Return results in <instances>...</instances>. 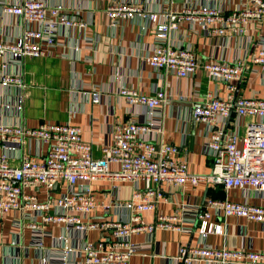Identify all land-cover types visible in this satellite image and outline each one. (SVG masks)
<instances>
[{
  "label": "crops",
  "instance_id": "1",
  "mask_svg": "<svg viewBox=\"0 0 264 264\" xmlns=\"http://www.w3.org/2000/svg\"><path fill=\"white\" fill-rule=\"evenodd\" d=\"M22 0H0V39H14L28 26H38L37 22L24 19L20 15L4 10L5 3ZM148 9L167 7L169 11H181L190 5L211 3L224 10V14L245 4L246 0H124ZM48 5L61 4L64 12L86 22L84 27L61 26L57 43L41 56H27L24 63H11L5 72L23 74V88L16 85L4 86L0 83V125L23 124L38 127L43 123L69 121L83 130L85 141L92 143L94 157L103 156L102 146L112 141L119 123L128 119L146 122L150 118L162 116V132L152 129L145 138L155 142L173 143L180 147L174 157L186 159L188 168L194 173H209L213 167V156L206 142L214 130L224 133L234 130L244 132L249 117H240L235 110L227 124V119L218 121L213 127L197 121L193 115L194 105L208 100L212 95L227 97L230 91L223 80L209 77L203 67L185 77H180L169 69H156L145 61L152 49L157 20L147 21L138 17L122 19L117 26L110 25L106 8L110 0H45ZM146 24V27H144ZM202 27L188 18L182 19L179 27L172 31L170 41L177 46L194 49L202 60L245 61L243 77L235 82L234 101L237 97H264V71L252 62V54L264 41V18L250 20L245 32L218 33L214 26ZM1 66V58H0ZM0 70V79H1ZM123 86H131L152 95L164 87L167 98L156 111L145 104L129 103L120 93ZM99 90L101 99L92 101L91 91ZM22 99L23 103H20ZM21 105V107H20ZM30 143V144H29ZM20 149L3 147L0 153H7L12 164H19L23 152L43 158L47 146L37 138ZM118 164L112 162L111 169ZM141 188L152 186L147 181H139ZM92 187L98 200L111 201L117 197L128 199L135 185L131 181L97 180ZM165 199L156 210L145 211L143 218L151 223L160 214H181L177 219L187 229H157L153 233L140 232L131 236L133 242L143 243V249L132 256L131 264H186L176 257L180 245L208 243L232 249H252L264 251V223L246 217L219 214L214 209L210 220L221 224L223 233H209L201 238L198 231L199 215L211 198H229L250 203H264V195L238 187L225 188L222 184L200 182L193 185L162 184ZM64 184H57L52 194L64 191ZM26 193H34L40 200L46 199L48 190L44 186L26 187ZM58 208H53V211ZM113 216L121 212L128 215V209L115 208ZM29 207L6 211L0 216V264H61L58 255L66 243L75 247L70 258L82 262L79 247L87 239L97 240L111 234L110 229H89L85 233L66 227L65 222H43L41 215H35L37 223L44 227L43 245L34 242L33 229L28 222L33 218ZM102 207L91 214L94 220L110 218ZM18 219H21L20 225ZM63 235V238L61 236ZM193 264H217L197 261ZM221 264V263H218Z\"/></svg>",
  "mask_w": 264,
  "mask_h": 264
},
{
  "label": "built area",
  "instance_id": "2",
  "mask_svg": "<svg viewBox=\"0 0 264 264\" xmlns=\"http://www.w3.org/2000/svg\"><path fill=\"white\" fill-rule=\"evenodd\" d=\"M169 0H165L167 4ZM4 10L9 14L20 15L38 26L26 27L14 39H0L1 79L4 86L16 85L23 88V74L5 72L11 63H24L27 56L46 54L57 43L61 26L84 27L86 22L64 12L61 4L48 5L45 0H22L5 3ZM106 13L110 25L117 26L122 19L138 17L147 21L157 20L152 49L145 61L156 69H169L178 76L185 77L203 67L209 77L227 83L230 94L227 97L212 95L208 100L197 103L193 115L197 121L207 122L213 127L218 121L229 117L235 110L240 117H249L244 132L234 130L224 133L214 130L206 142L213 156V167L209 173H194L188 168L186 159L174 155L180 147L167 142L152 141L145 134L156 129L162 132V116L150 118L146 122L128 119L119 123L113 133L112 141L102 146L103 156L94 157L92 143L85 141L79 125L67 122L43 123L38 127L23 124L0 125V140L3 147L20 149L32 139L42 141L47 146L43 158L23 152L19 164H12L7 153H0V216L8 210L29 207L33 218L28 225L33 229L34 242L43 245L46 230L37 223L35 215H41L43 222H65L66 227L85 233L89 229H110L111 234L97 240L87 239L79 247L82 262L70 258L75 247L65 244L58 255L61 264H131L132 256L143 249V243L133 242L135 233H153L157 229L187 228L177 223L184 219L181 214H160L154 222L143 218L145 211L156 210L159 202L165 199L162 184L197 185L200 182L222 184L225 188L238 187L264 195V97H237L233 91L244 74L245 61L202 60L194 49L177 46L170 41L171 33L179 27L182 19L202 27L214 26L218 33L245 32L249 20L264 18V0H246L234 11L224 14V10L211 3L190 5L181 11H169L167 7L158 10L148 9L124 0H110ZM146 27V24H144ZM252 62L264 71V41L252 54ZM120 93L132 104H145L153 112L165 102L164 87L148 95L131 86H123ZM92 101L99 102V90L91 91ZM22 104V99L19 100ZM21 107V105H20ZM30 144V143H29ZM118 164L111 169L110 164ZM97 180L131 181L135 188L128 199L117 197L109 202L98 200L92 183ZM147 181L152 186L141 188L139 181ZM55 183L64 184L65 190L54 196ZM44 186L48 196L44 200L34 193H26V187ZM58 210L53 211V208ZM102 207L110 218L94 220L92 212ZM115 208L128 209V215L121 212L113 216ZM233 217H246L264 223V203L211 197L205 209L197 214L200 218L198 231L201 238L209 233H223L221 224L210 220L212 210ZM21 219H18L20 225ZM63 238V235L61 236ZM186 264L206 261L221 264H264V251L252 249H232L218 247L205 242L196 245H180L176 257Z\"/></svg>",
  "mask_w": 264,
  "mask_h": 264
},
{
  "label": "water",
  "instance_id": "3",
  "mask_svg": "<svg viewBox=\"0 0 264 264\" xmlns=\"http://www.w3.org/2000/svg\"><path fill=\"white\" fill-rule=\"evenodd\" d=\"M231 113H232V111H231ZM231 113H230V115H229V117L227 118V124L229 123V121H230V118H231ZM57 185V183H55V185H54V187Z\"/></svg>",
  "mask_w": 264,
  "mask_h": 264
},
{
  "label": "bare ground",
  "instance_id": "4",
  "mask_svg": "<svg viewBox=\"0 0 264 264\" xmlns=\"http://www.w3.org/2000/svg\"><path fill=\"white\" fill-rule=\"evenodd\" d=\"M258 20H261V19H258ZM110 21H111V19H110ZM248 22H250V20H249ZM248 22H247V23H248ZM247 23H246V24H247Z\"/></svg>",
  "mask_w": 264,
  "mask_h": 264
}]
</instances>
